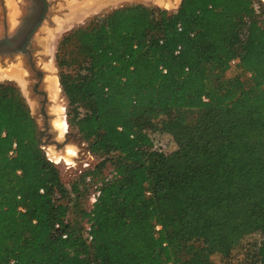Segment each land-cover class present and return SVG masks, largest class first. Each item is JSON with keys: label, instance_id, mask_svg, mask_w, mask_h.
I'll use <instances>...</instances> for the list:
<instances>
[{"label": "trees", "instance_id": "1", "mask_svg": "<svg viewBox=\"0 0 264 264\" xmlns=\"http://www.w3.org/2000/svg\"><path fill=\"white\" fill-rule=\"evenodd\" d=\"M55 62L69 128L100 162L67 188L19 87L0 84V264H215V216L249 203L262 241L238 263L264 264V2L126 5L65 34ZM172 132L176 162L155 150Z\"/></svg>", "mask_w": 264, "mask_h": 264}, {"label": "rangeland", "instance_id": "2", "mask_svg": "<svg viewBox=\"0 0 264 264\" xmlns=\"http://www.w3.org/2000/svg\"><path fill=\"white\" fill-rule=\"evenodd\" d=\"M85 0H49L51 3L50 10L48 13V17L43 23V26L38 31L36 35L35 45L39 47L37 49L36 54L43 55L45 53V45L48 42H51L53 45V58H33L36 70L45 74L44 69L46 70V76H57L58 77V69L55 62V53L59 42L63 38L65 34L70 32L71 30L83 25L88 19L107 13L111 10L121 8L126 5L133 4H142L146 6H156L161 9L174 11L179 8L181 0L178 2H174L168 4L169 0H105L104 5L92 9L90 13L82 16V18L74 20L71 23H68L70 20V15L73 14V11L76 9V6H79L84 3ZM264 2L263 0H261ZM14 2L19 5L20 12L18 15V21L26 14L28 2L27 0H14ZM4 7V0H0V22L3 23V15L2 12ZM69 18V19H68ZM1 32H3L1 30ZM47 46V48H48ZM36 48V47H35ZM48 51V49H47ZM51 50L48 51L50 54ZM46 54V53H45ZM50 60V61H49ZM49 62V63H46ZM46 64V65H45ZM21 66V68L26 72V80L29 86V92L33 95L32 87L37 82L36 74L31 69L27 58H1L0 59V83L3 82H12L17 85L23 94L22 89L19 86V83L15 81L10 75L11 69L15 66ZM51 69V71L48 70ZM53 70V71H52ZM236 74L235 65L233 64L231 70L228 72V76H234ZM59 79V78H58ZM60 85V84H59ZM60 96V98H59ZM50 97L54 100L59 98L61 106H55V108L51 109V112L57 116L56 111L54 109L64 108V116H66L67 121V109H68V101L65 98L63 92L58 95V97ZM26 100V99H25ZM27 101V100H26ZM38 126V136L39 129L42 128L41 122L35 120ZM68 124V123H67ZM68 132L75 133L77 131H71L68 125ZM61 140V139H60ZM182 137L177 132H172L169 134L159 135L156 137L155 150L159 155L165 157L167 160H171V162H176L179 159L180 155V146H181ZM40 145H41V140ZM83 145L88 148V152H85L83 149H78L75 147V151H73L72 159L68 156L70 163L66 161H62L59 163H55L60 169L62 180L67 188L71 187V184L76 176H79L83 171L94 168L99 162L100 159L94 157L89 151V145L84 142ZM42 150L45 152L46 156H60L65 157L64 154H60L55 152L53 148H43ZM50 149V150H48ZM71 150V149H70ZM69 150V151H70ZM68 151V153H69ZM55 162V161H54ZM53 162V163H54ZM91 204V202H90ZM251 203L240 206H232L225 207L222 209L221 215L223 217L215 216V230L211 237V246L209 251L211 253L212 260L215 264H239L238 261L243 257L242 247L244 245L250 244L251 242L258 241L261 242V234L259 229V224L256 222H250V214L252 210ZM237 218H239L240 224H238ZM247 219V220H246ZM243 221V222H242ZM241 226V227H240ZM247 226V227H245ZM237 244V246H241L240 248H234L231 250L230 256L227 255L225 250L230 244ZM230 257V258H229Z\"/></svg>", "mask_w": 264, "mask_h": 264}, {"label": "water", "instance_id": "3", "mask_svg": "<svg viewBox=\"0 0 264 264\" xmlns=\"http://www.w3.org/2000/svg\"><path fill=\"white\" fill-rule=\"evenodd\" d=\"M91 1L93 2L95 0H85L83 4L76 6L73 14L70 15V20L68 23H71L72 21L74 22V20L80 19L82 16L90 13V11L93 9ZM27 2V12L21 18V24L16 30L15 34L10 37H4L0 40V57L18 54L28 55L30 53L29 47L31 45L32 38L48 17L51 6L49 0H27ZM30 64L32 70L36 74L37 82L31 89L33 95L30 94L29 91H27L26 95L24 93L22 95L27 100L26 102L31 110L33 118L42 124V128L39 129V139L41 140V146L43 148H53L56 152H59L62 155L64 154L68 157H70L68 155V151L70 149L76 152L75 147L88 152V148L83 145L84 140L78 131L75 133H70L67 130L65 133H63L61 132V129L57 130L54 126V121L57 116L51 112V109L55 106H61V99L59 100L60 96L57 100H54L50 97L45 86L46 75L36 70L32 62ZM26 83L28 84L27 80ZM27 89L29 90V86ZM28 101L35 103V112L32 111ZM61 136L63 138L59 140ZM70 158L72 159V157ZM49 160L54 162L50 159V157Z\"/></svg>", "mask_w": 264, "mask_h": 264}, {"label": "bare ground", "instance_id": "4", "mask_svg": "<svg viewBox=\"0 0 264 264\" xmlns=\"http://www.w3.org/2000/svg\"><path fill=\"white\" fill-rule=\"evenodd\" d=\"M178 1L179 0H169L168 4H170V2L174 3V2H178ZM47 49H48V51H50L51 45H49ZM48 70L51 71V69H49V68H48ZM9 75L15 81H17L19 83L20 88L22 89L23 93L26 95L27 91H28L27 90V83H26V72L21 68V66H19V65L15 66L13 69H11ZM45 82L47 84V88L50 91V95H52L53 97L56 98V97H58V95L61 94V88H60L59 79L57 76H47ZM28 103H29L32 111L35 112V103H33L32 101H28ZM53 108H55V107H53ZM54 111H56V114H57V118L54 121V126L56 127L57 130L61 129V132L65 133L68 129V124H67V121L65 120L64 108L62 107L61 109H59V108L54 109ZM62 138L63 137L61 136L60 139H62ZM48 150H50V149H48ZM57 153H59V152H57ZM72 154H73V150H70L69 155H72ZM50 159L57 162V163L62 162V161H66V162L70 163V161H69L70 159L67 158L66 156L65 157L52 156V157H50Z\"/></svg>", "mask_w": 264, "mask_h": 264}, {"label": "flooded vegetation", "instance_id": "5", "mask_svg": "<svg viewBox=\"0 0 264 264\" xmlns=\"http://www.w3.org/2000/svg\"><path fill=\"white\" fill-rule=\"evenodd\" d=\"M17 1V0H16ZM3 12H2V15H3V23L0 22V31L2 30L3 32L0 33V40L3 39L4 37H10L12 35L15 34L16 30L18 29V27L20 26L21 24V20L19 21V23L17 24V26L13 29V25H11V23H9L8 21V16H7V10L5 8V0H4V7H3ZM50 10V9H49ZM43 26V24L39 27V29L37 30V32L35 33L34 37L32 38V41H31V45L29 47V54L28 55H23V54H18V55H13V56H2L0 57L1 58H27L28 62H29V65L31 67V62L34 64V60L33 58H53V45L51 42H48V44H51L52 46V52L49 54L48 51H47V46L48 45H45V53L43 55H38L36 54V51L37 49H39L38 46L35 45V40H36V35L38 34V31L41 29V27ZM36 47V48H35ZM58 48V47H57ZM56 53H57V50H56ZM56 53H55V58H56ZM50 61V60H49ZM46 63V62H45ZM49 63V62H47ZM46 63V64H47ZM45 64V65H46ZM34 67H35V64H34ZM32 69V68H31ZM36 69V68H35ZM44 72H45V75H46V70L44 69ZM47 77V76H46ZM46 80V78H45ZM3 83H6V82H3ZM1 84V83H0ZM45 86H46V89L47 91L49 92V95H50V91L49 89L47 88V84L45 82ZM27 88H28V85H27Z\"/></svg>", "mask_w": 264, "mask_h": 264}, {"label": "crops", "instance_id": "6", "mask_svg": "<svg viewBox=\"0 0 264 264\" xmlns=\"http://www.w3.org/2000/svg\"><path fill=\"white\" fill-rule=\"evenodd\" d=\"M105 0H95L92 2V7L93 9L98 8L102 5H104ZM98 5V6H97ZM5 8L7 10V16H8V21L13 25V29L17 26L19 23L18 21V15H19V10L20 7L15 3L14 0H5ZM1 33V31H0Z\"/></svg>", "mask_w": 264, "mask_h": 264}, {"label": "built area", "instance_id": "7", "mask_svg": "<svg viewBox=\"0 0 264 264\" xmlns=\"http://www.w3.org/2000/svg\"><path fill=\"white\" fill-rule=\"evenodd\" d=\"M236 62H233V64H235ZM100 191H98V192H95L92 196H91V199H90V202H91V204L93 205V204H95L96 202H97V199L100 197ZM89 241H91L92 240V236H90L89 235Z\"/></svg>", "mask_w": 264, "mask_h": 264}]
</instances>
